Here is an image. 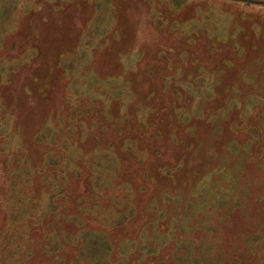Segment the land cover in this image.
<instances>
[{
	"label": "rangeland",
	"instance_id": "obj_1",
	"mask_svg": "<svg viewBox=\"0 0 264 264\" xmlns=\"http://www.w3.org/2000/svg\"><path fill=\"white\" fill-rule=\"evenodd\" d=\"M264 5L0 0V264L264 263Z\"/></svg>",
	"mask_w": 264,
	"mask_h": 264
},
{
	"label": "crops",
	"instance_id": "obj_2",
	"mask_svg": "<svg viewBox=\"0 0 264 264\" xmlns=\"http://www.w3.org/2000/svg\"><path fill=\"white\" fill-rule=\"evenodd\" d=\"M232 1H242V2H247L248 4H256V5H264V0H232ZM264 244H261L260 247L258 248H261L263 247ZM259 264H264L262 261L259 263Z\"/></svg>",
	"mask_w": 264,
	"mask_h": 264
}]
</instances>
